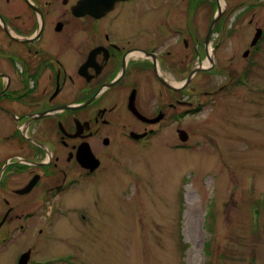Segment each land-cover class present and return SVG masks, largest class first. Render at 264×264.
I'll list each match as a JSON object with an SVG mask.
<instances>
[{
	"label": "flooded vegetation",
	"instance_id": "1",
	"mask_svg": "<svg viewBox=\"0 0 264 264\" xmlns=\"http://www.w3.org/2000/svg\"><path fill=\"white\" fill-rule=\"evenodd\" d=\"M247 5L0 0V264H50L42 245L88 221L122 156L183 129L215 34Z\"/></svg>",
	"mask_w": 264,
	"mask_h": 264
},
{
	"label": "rangeland",
	"instance_id": "2",
	"mask_svg": "<svg viewBox=\"0 0 264 264\" xmlns=\"http://www.w3.org/2000/svg\"><path fill=\"white\" fill-rule=\"evenodd\" d=\"M245 1L187 98L188 140L170 124L126 152L87 196L89 222L59 224L42 245L50 264H264V0Z\"/></svg>",
	"mask_w": 264,
	"mask_h": 264
},
{
	"label": "water",
	"instance_id": "3",
	"mask_svg": "<svg viewBox=\"0 0 264 264\" xmlns=\"http://www.w3.org/2000/svg\"><path fill=\"white\" fill-rule=\"evenodd\" d=\"M214 21H215V19H213V21H212V23H211V27H212V24L214 23ZM211 27H210V28H211ZM261 32H262V31H261L260 28H257V29H256V32H255V34H254V37H253V39H252V41H251V43H250L251 46H254V44L257 42L258 38L261 36ZM247 52H248V51H245L244 55H247ZM212 64H213V60H212L211 57H209V67L212 66ZM177 136H178V139H179L181 142H186V141L188 140V134H187V132H186L185 130H183V129H179V130H177ZM21 260H22V259H21ZM21 260H20V262H21ZM20 262H19V264H20Z\"/></svg>",
	"mask_w": 264,
	"mask_h": 264
},
{
	"label": "bare ground",
	"instance_id": "4",
	"mask_svg": "<svg viewBox=\"0 0 264 264\" xmlns=\"http://www.w3.org/2000/svg\"><path fill=\"white\" fill-rule=\"evenodd\" d=\"M208 51H209V49H208ZM209 53H211V51L209 52ZM207 62L205 61V64H206Z\"/></svg>",
	"mask_w": 264,
	"mask_h": 264
}]
</instances>
